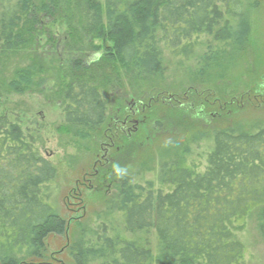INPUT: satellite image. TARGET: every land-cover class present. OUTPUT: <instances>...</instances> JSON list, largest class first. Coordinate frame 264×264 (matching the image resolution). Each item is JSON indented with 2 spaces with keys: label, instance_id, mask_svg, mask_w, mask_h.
I'll use <instances>...</instances> for the list:
<instances>
[{
  "label": "trees",
  "instance_id": "16d2710c",
  "mask_svg": "<svg viewBox=\"0 0 264 264\" xmlns=\"http://www.w3.org/2000/svg\"><path fill=\"white\" fill-rule=\"evenodd\" d=\"M261 7V0H0V68L21 51L32 54L0 89L22 95L40 84L51 61L43 54L39 60L33 49L41 38L48 43L54 37L51 20L62 19L73 42L62 50L82 49L57 86L65 124L70 131L102 137L101 149L108 151L107 146L113 155L116 148L110 145L127 149L129 141L103 135L108 95L116 104L126 102L114 89L110 92L112 80L146 83L162 73V48L190 61L204 37L210 48L216 45L215 55L226 46L249 62L255 56L252 32ZM87 53L94 58L87 59ZM228 81L230 76L220 73L201 83L202 95L192 91L197 110L183 103L164 112L191 113L192 143L212 142L198 161L185 147L162 160L156 183L145 185L114 175L110 159L92 174L88 181L94 187L116 182L110 208L123 229L112 237L102 232L95 243L76 241L70 251L75 264H245L239 235L254 216L264 237V124L252 131L228 117L230 110L242 109L232 96L223 97ZM257 81L264 82L261 64L245 86ZM244 100L251 108L264 106V88ZM38 143L20 121L0 115V264H53L47 239L68 230L53 202L57 170ZM136 148L130 149L133 157L139 154Z\"/></svg>",
  "mask_w": 264,
  "mask_h": 264
},
{
  "label": "rangeland",
  "instance_id": "374dc122",
  "mask_svg": "<svg viewBox=\"0 0 264 264\" xmlns=\"http://www.w3.org/2000/svg\"><path fill=\"white\" fill-rule=\"evenodd\" d=\"M261 3V11L256 15L253 26L255 56L248 57L251 61L244 60L241 54L234 55L232 49L226 46L221 47L222 54L215 55L219 52L215 48L216 45L212 44L210 48L207 45L209 39L204 37L199 50L190 61L175 58L162 48V73L146 83L137 84L127 78H122L120 82L112 80L114 86L110 92L117 91L126 102L116 104L113 95H108V120L103 135L111 139L118 134L119 138H128L129 141L126 143L127 149H124V145L121 148L110 145L117 151L112 153L113 155L109 147H104L110 150L107 152L101 149L102 137L70 131L65 124L64 102L57 93V86L62 80L65 81L70 60L79 57L81 52L78 51L82 49L68 53L63 51V47L73 45L68 37V27L61 23L62 19L51 20V31L56 45L54 46L53 38L48 43L46 38H41L39 46L33 49L38 59L43 54L48 62L51 61L48 74L42 76L40 84H36L32 92L17 95L0 89V115L16 119L24 129H30V132L39 138L38 147L41 154L57 170V180L53 185V202L60 215L67 221L68 230L65 236L52 235L47 239V249L53 264H75L70 251L76 241L95 243L96 235L105 232L112 237L117 229H123L119 214L110 208L116 182L104 181L94 187L93 183L88 181L99 166L105 163L108 165L110 159L115 167L114 175L127 176L134 184L145 185L147 182L156 183L162 160L172 153L189 147L191 159L198 161L210 151L211 141L192 143L193 133L190 126L195 121L192 114L183 110L175 116L172 111L175 110L172 106L183 103V106L197 110V101L192 99L190 93L198 91L197 93L202 95L204 88L200 86L208 78L224 72L230 76V81L224 85L226 87H222L223 97L226 99L227 96H232L242 109L238 112L230 110L228 117L233 115L246 129L252 131H255L254 127L264 124V106L251 108L244 100V96H250L264 88V82L259 81L249 87L245 86V81L252 77L260 64L264 70V0H261ZM99 43L95 42L96 45ZM102 54L103 52L99 56ZM94 56L90 54L86 57L92 60ZM30 57L32 54L21 51L16 57L13 56L9 66L0 68V88L3 83L11 80L16 69L28 64ZM57 60H60V63ZM220 96L217 95V100L222 103ZM168 100L174 102L162 104ZM168 107L172 110L164 113ZM214 113L218 115L217 112ZM150 114L153 120L150 119ZM132 120H135V123H132ZM127 121L129 123L126 126L123 123ZM199 126L206 129L207 124L199 123ZM135 147L139 154L133 157L130 149ZM258 225V217L254 216L246 231L239 235L246 249L245 264H264V237L259 233ZM151 239L154 247L155 238ZM91 264L102 263L95 260Z\"/></svg>",
  "mask_w": 264,
  "mask_h": 264
},
{
  "label": "flooded vegetation",
  "instance_id": "af4514ba",
  "mask_svg": "<svg viewBox=\"0 0 264 264\" xmlns=\"http://www.w3.org/2000/svg\"><path fill=\"white\" fill-rule=\"evenodd\" d=\"M134 115H135V114H134ZM128 123H129V122L127 121V122H125V123H123V124L127 126ZM132 123H135V120H132ZM106 149H107V148H106ZM105 152H107V150H105Z\"/></svg>",
  "mask_w": 264,
  "mask_h": 264
}]
</instances>
